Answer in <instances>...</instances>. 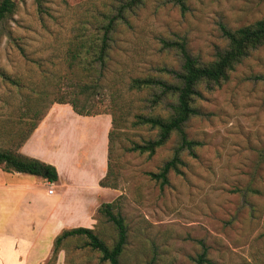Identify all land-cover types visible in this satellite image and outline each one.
<instances>
[{
    "label": "rangeland",
    "instance_id": "rangeland-1",
    "mask_svg": "<svg viewBox=\"0 0 264 264\" xmlns=\"http://www.w3.org/2000/svg\"><path fill=\"white\" fill-rule=\"evenodd\" d=\"M13 2L15 11L3 22L0 37V143L9 144L7 130H26L35 122L31 116L26 126H18L29 100L41 113L63 105L58 103L62 99L78 97L80 107L119 124L108 178L115 188L94 198L100 206L116 202L125 219L121 264H264V46L253 50L221 86L199 87L195 106L201 115L191 118L185 131L200 146L194 154L179 153L181 174L171 172L168 185L162 187L148 174L172 159L177 135L152 156L128 152L133 144L158 136L157 129L136 125L137 116L168 118L175 103H155L160 91L131 89L132 80L177 84L175 73L183 65L177 43L184 42L202 63L214 62L229 47L224 29L263 19L264 0H142L124 12L125 20L117 11L126 0ZM110 21L114 30L104 80L95 87L98 64L86 71L74 52L81 51L82 42L101 39ZM8 117L13 124L5 130ZM89 130L92 137L85 139L82 155L94 146ZM92 219L81 226L112 246L114 227L97 209ZM55 264L105 263L83 240L73 238Z\"/></svg>",
    "mask_w": 264,
    "mask_h": 264
},
{
    "label": "trees",
    "instance_id": "trees-1",
    "mask_svg": "<svg viewBox=\"0 0 264 264\" xmlns=\"http://www.w3.org/2000/svg\"><path fill=\"white\" fill-rule=\"evenodd\" d=\"M141 4L142 0H126L117 11L120 16L118 18H123L125 20L124 12H131ZM14 11L15 3L13 0L0 1V37L3 22L12 15ZM112 23L113 21H110L109 24L103 28L104 33L101 39H94L93 42H82L83 44L80 46L81 51L74 52V58L80 62L82 61L86 71L97 68L96 64H98L99 71L96 70L95 72L98 78L94 83L95 87L104 80L103 70L109 57L111 33L114 30ZM224 34L229 41V47L224 53L219 54L217 59L211 63H202L199 59L191 55L184 42L176 44L183 59L181 71L175 73L177 84H169L152 78L134 79L131 82L130 88L134 90L156 88L160 91V94L155 96L153 100L157 104L163 101V99H174L175 102L172 105V114L168 118L152 115L137 116L136 125H144L157 129L158 136L155 140L148 141L144 144H133V146L128 149V152L152 156L158 149L165 146L172 139L173 135L178 136L179 147L175 151L172 159L166 162L158 173L148 174L152 180L158 182L162 187L169 184V174L171 172L181 174L180 167L183 165V161L179 153L187 150L191 154H194V150L200 146L199 142L190 140L185 131V125L189 120L195 116L201 115L200 111L195 106V100L201 94L199 92V87L204 83L212 86H221L228 81L235 67L247 58L253 50L264 46V18L254 24L239 29H224ZM1 75L4 80L9 83L14 85L17 84L16 81H13L6 74L2 73ZM37 100L41 101V98ZM79 102H81V99L74 97L73 99H62L58 103L70 105L74 112L80 116L93 117L99 115L97 113H92L90 109L80 107ZM37 105L35 101L29 100L25 105V114L18 117V126H26L30 117H35V122L32 123L30 127H27L26 130L18 128L19 130L12 133L10 132L11 129H5L7 130L6 134L8 136L7 142L11 147L18 148L24 144L47 116L49 111L40 113L37 111ZM11 120L12 119L8 117L7 121L3 123L4 126L8 127L7 125L13 124ZM118 128V121L116 118H113L112 129L109 133L108 172L105 178L100 182L102 188H115V186L108 182V178L111 174V151ZM0 167L7 173L17 172L37 176L51 183H57L59 181V174L54 166L37 159L25 157L12 149L0 148ZM98 212L103 216L106 222L114 227L116 231L115 243L112 246H108L107 243L90 228L79 227L63 230L55 238L52 257L46 264H55L64 244L69 239L73 238L83 240L84 247L99 253L101 263L121 264V258L127 245L128 236L125 219L120 212H117L116 202L102 204Z\"/></svg>",
    "mask_w": 264,
    "mask_h": 264
},
{
    "label": "crops",
    "instance_id": "crops-1",
    "mask_svg": "<svg viewBox=\"0 0 264 264\" xmlns=\"http://www.w3.org/2000/svg\"><path fill=\"white\" fill-rule=\"evenodd\" d=\"M90 127L94 146L82 155ZM111 128L107 115L80 116L70 105H54L20 147L0 143L2 149L54 166L59 174L51 183L0 167V264H46L63 230L90 228L81 225L93 222L92 213L100 207L95 198L108 191L100 182L108 172Z\"/></svg>",
    "mask_w": 264,
    "mask_h": 264
},
{
    "label": "built area",
    "instance_id": "built-area-1",
    "mask_svg": "<svg viewBox=\"0 0 264 264\" xmlns=\"http://www.w3.org/2000/svg\"><path fill=\"white\" fill-rule=\"evenodd\" d=\"M49 193H50V194H52V193H53V191H52V190H50V191H49Z\"/></svg>",
    "mask_w": 264,
    "mask_h": 264
}]
</instances>
